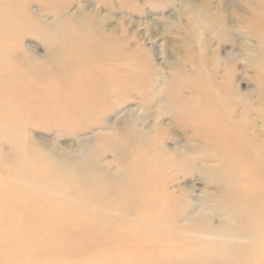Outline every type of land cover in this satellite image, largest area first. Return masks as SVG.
<instances>
[{
  "label": "rangeland",
  "instance_id": "obj_1",
  "mask_svg": "<svg viewBox=\"0 0 264 264\" xmlns=\"http://www.w3.org/2000/svg\"><path fill=\"white\" fill-rule=\"evenodd\" d=\"M0 264H264V0H0Z\"/></svg>",
  "mask_w": 264,
  "mask_h": 264
},
{
  "label": "bare ground",
  "instance_id": "obj_2",
  "mask_svg": "<svg viewBox=\"0 0 264 264\" xmlns=\"http://www.w3.org/2000/svg\"><path fill=\"white\" fill-rule=\"evenodd\" d=\"M88 191H89V190L86 189V192H88ZM13 193H14V192H13ZM4 195L8 197V196L10 195V193L7 192V193H5ZM24 198H26V197H24ZM24 198H23V199H24ZM21 199H22V198H21ZM23 199H22V200H23ZM87 201H88V199H87ZM87 201H86V203H88V202L90 203V202H91V200H89L88 202H87ZM117 201H118V200H117ZM117 201H116V202H117ZM117 204H118V203H117ZM30 208H31V207L27 206V209H28L29 211L31 210ZM67 208H68V207H67ZM46 215H47V214H46ZM75 215H77V214H75V213H73V212H67L66 216H64V217H62V218H63V220L66 221V222H70V221H72L71 223H73V222H77V221H78V220H75L76 218H78V219L80 218V216H75ZM53 217L55 218L56 215L53 216ZM27 219H29L30 222H31V221H34V222H35V221H40V220H41V217H40V216H39V217H38V216H33V215H31V214H28ZM142 220H143V219H142ZM78 223H80V219H79V222H78ZM23 228H24V227H23ZM16 244H17V242L14 243V245H16ZM17 245L20 246L21 243H20V244H17ZM17 245H16V246H17ZM24 245H27V246H28V245H31V242H25Z\"/></svg>",
  "mask_w": 264,
  "mask_h": 264
}]
</instances>
